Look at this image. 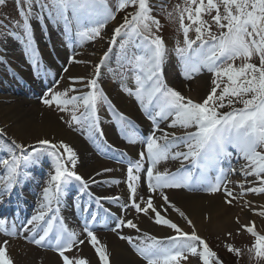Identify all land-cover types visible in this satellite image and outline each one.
I'll list each match as a JSON object with an SVG mask.
<instances>
[{
    "label": "snow or ice",
    "instance_id": "obj_1",
    "mask_svg": "<svg viewBox=\"0 0 264 264\" xmlns=\"http://www.w3.org/2000/svg\"><path fill=\"white\" fill-rule=\"evenodd\" d=\"M5 4L6 0H0V6ZM15 5L20 16L15 27L22 35L8 31L0 36L19 40L34 69L42 65L33 20L37 24H43L45 19L63 24L65 34H73L74 29V35L80 40H103L102 30L108 21L115 19V13L133 9L113 30L107 51L94 65L92 76L68 77L72 85H83L87 91L79 87H68L64 91L50 89L45 94L50 98L42 102L69 112L70 120L65 121L69 127L79 126L97 149L116 153L120 162L127 154L107 144L98 115L101 106L108 107L128 143L144 145L138 158L128 161L126 202H121L119 196L94 195L89 181L76 171L77 153L62 141L55 143L44 139L38 141L40 147H26L12 140L11 144L0 146L7 148L10 154L8 158L0 159V199L10 196L15 187L25 181L28 177L26 169L38 166L45 155L52 159V170L42 189L39 208L22 227L23 231L32 234L25 239L41 248L50 247L59 255L62 264H88L86 259L66 255L87 240L100 264H109L106 246L92 230L96 213L89 212L87 207L81 209L79 203L75 205L90 217L84 222L85 239L70 230L59 215L61 198L76 186L81 197L87 196L94 201L98 208H103L106 218L114 221L113 232L119 234L122 228L141 231L133 219L125 218L129 209L150 218L154 214L156 225L172 230L174 234L163 239L145 232L138 242L130 236L119 235L121 240H127L144 264H187L190 258H197L198 264H223L206 240L198 235L193 222L169 200L164 190L193 191L196 185H201L206 194L222 192L224 202L239 204L241 212L264 217V204L259 205L257 211L252 201L245 198L249 194L264 195V0H184L183 7L176 5L174 11L167 14L168 19L178 21L183 37L182 42L177 41L174 53L184 78L192 79L204 70L211 74L210 89L199 102L185 97L165 82L163 65L169 50L159 34L160 21L152 14L154 5L150 0H118L115 10L107 0H15ZM190 33H194V38ZM117 44L120 67L123 73L130 74L126 78L134 84V87L122 85V91L135 98L152 124L146 137L134 130L128 117L114 108L98 86L101 69ZM67 62L77 61L74 56H69ZM63 71L66 73L69 69L66 67ZM226 107L230 110L221 111ZM165 121L169 122L168 129L179 127L184 134L177 136L174 131L161 129L160 123ZM230 148L235 149L245 162L238 170L241 179L233 188L228 187L233 182L221 167L222 162L233 154ZM169 159L179 161L181 167L176 172L158 170V165ZM185 161L191 168L185 167ZM228 171L237 175L235 168ZM211 172L216 173L214 177H210ZM249 177L253 179L250 181ZM91 182L96 183L94 179ZM110 183L119 184L120 181ZM145 183L146 199L138 190ZM154 193L163 200L165 211L171 208L187 221L192 228L190 233L161 213L160 206L153 203ZM102 201L117 206L121 215L103 207ZM236 225L238 233L247 232L254 238L248 253L264 261V234L257 232L254 221L241 224L237 217ZM2 228L3 221H0ZM5 234L16 235L15 231ZM4 245H0V264H13ZM225 248L229 253L242 255L241 250L231 244H226Z\"/></svg>",
    "mask_w": 264,
    "mask_h": 264
},
{
    "label": "bare ground",
    "instance_id": "obj_2",
    "mask_svg": "<svg viewBox=\"0 0 264 264\" xmlns=\"http://www.w3.org/2000/svg\"><path fill=\"white\" fill-rule=\"evenodd\" d=\"M57 27V26H54ZM60 29L56 28L54 32L46 30L43 31V35L38 36V42L43 43V39H54L55 36L59 35ZM113 29L111 28V31L113 32ZM65 33V32H63ZM109 35V31L107 32ZM109 38V37H108ZM107 43V37L104 38L102 44H97L95 46H87V48L82 52V55H74L76 63L70 64V67L68 68L69 71L65 73V78L67 79L68 83L67 86L69 87H75L76 85H72L69 81L68 77H78L79 74V62L80 59L89 56L88 50H95L97 49V53H94L90 55L89 59H91L92 63L90 66L91 76L94 72V65L99 62L100 57L103 55L102 47H104ZM53 46V50L55 53L54 56L48 58L44 57L45 62L47 65L44 66L42 64L41 69L39 70V76L38 79L34 78L30 72L25 70V61L22 60V58H19L17 55L12 54V58L5 59L3 58L0 63V71L2 69V66L6 65L5 67H8V64H10L13 67H19L17 68V71H15V83L16 84H23L27 88L33 91H35L34 86L36 84H40L41 80L44 78L45 74H48L47 72L51 71L53 74L58 73L61 66L63 67L65 63L68 61V57L72 56L71 53H68V51H62L60 48V44H57V42H53L51 45ZM21 45L19 43H16L13 41V39H6V42H4L3 49L7 53H13L17 49H20ZM173 47L168 48V57L165 60V63L163 65V74L165 79L171 82L173 85V88L178 89L181 92H188L193 91L194 94L191 95V99H196V95H205L207 93V82L209 81V75H207L206 70L202 71L200 74L196 75L198 78L196 81H193L192 79H185L184 75L182 76V72L178 73L180 71H183L180 65V62L176 55L171 51ZM75 48L73 47V52ZM112 56H114L112 58ZM116 59V51L110 54L109 59ZM107 60V61H108ZM9 61V62H7ZM61 61V62H60ZM57 62V63H56ZM59 62V63H58ZM116 71V68H111L107 71L102 70L100 79L98 82V86L101 88H105L107 91V97H109L112 100V105L114 108L120 112L123 113L125 116L128 117V119L132 122V125L135 126L134 129H136V132L142 136L146 137L150 132L151 128L150 126H147L144 121L142 120L141 115L138 113L137 109H135L134 104H132V101H136L134 97H129L126 93L122 91V89L117 88L116 85L112 82L113 78H116L114 74ZM127 76H129L127 74ZM108 82H105V81ZM123 86H129L134 87V84L131 80H128L127 82H124L122 84ZM121 85V86H122ZM122 88V87H121ZM113 90H117L115 93H113ZM21 94V90L14 87V84H11V81L6 78V76L1 75L0 76V122L3 123V125L6 127L7 131L10 132L9 137H14V134L19 135V137H24L27 139H33L40 140V139H49V141L59 143L64 142L67 145H69L76 153L78 158V163L76 165V171L78 174L84 177L85 180L89 181L90 184V191L96 195V196H103L104 192L106 190H113L116 187L120 188V185L122 181H124L125 175L122 176L123 168L118 167L116 165L111 167V170L113 172V178L110 180H118L120 181L119 184H111L108 179H105V176H103L102 172L100 171L98 166H95V163L98 162V158L95 156L94 152H92V149H90L91 145L90 143H86L83 139L84 135L81 134V136L77 133H72L67 131L61 126V123L57 120H54L50 118L48 115H40L36 107L33 109H24V107H27V105H34L35 102L31 100L21 99L19 98V95ZM22 95V94H21ZM137 102V101H136ZM103 121L102 122V129L104 132V137L108 141L109 145H116L117 144V138H115V130L114 125L112 122L108 121L106 118L101 117ZM107 120L106 122L104 121ZM169 122H161L160 127L161 129H165L168 132H173V129H168L167 124ZM2 127V126H0ZM110 127H112V130H110ZM3 128V127H2ZM0 133L3 134L2 130L0 129ZM179 136V135H178ZM0 141L5 139H9L8 136L0 135ZM23 139V138H22ZM87 139V138H86ZM29 142H25L23 145H26ZM93 143V142H92ZM93 145L96 146L94 143ZM138 150L141 152L144 150V145L142 143H135V144H129L126 147V150L124 153L127 154L126 158L123 159L125 162H128L129 160H132L133 158H138ZM233 154L231 157L225 159L228 164L235 161L234 167L237 169V175H233L231 172H229V180L233 183H229L228 187L233 188L234 183L241 179V177L238 174V170L241 165H243L245 162L242 158L236 154L235 149H229ZM3 155V152H0V157ZM43 159H41V162L38 166L29 167L26 169V171L29 173L31 171L36 170L39 173H49L52 170V159L48 156H43ZM173 161V160H172ZM174 167L176 169H179L181 167L179 161H173ZM42 163H44L43 166H46L48 168L47 171H42ZM100 163V162H98ZM186 166V164H185ZM195 171V170H193ZM97 173H101V175H96ZM212 174V175H210ZM215 172L209 173L210 177L215 176ZM228 175V173H227ZM28 178V177H27ZM25 179V181L21 184V190H27L30 188V184L32 185L33 179ZM49 178V177H48ZM95 180L96 183H92V180ZM250 181L253 179L252 177L248 178ZM30 182V183H29ZM252 186V185H249ZM201 185H196L195 190L200 189ZM238 191V189H234ZM166 195H168L169 200H172L169 196V191L164 190ZM141 195L147 198V186L146 183L143 184L141 190ZM13 195H15L16 199H19L26 207V211L22 213V207H19L18 209V220L19 222L13 224L17 225L16 228L12 224L5 226L3 225V228L0 229V245H4V242L7 241V244L4 245L6 248L7 255L9 258L13 261V264H62V260L59 257L58 254H53L51 252H43L37 248L38 246L30 243L28 240L25 239L26 236H31L32 234L30 232H25L22 230V227L24 224H26L27 220L31 218L32 215L35 214L37 209L39 208V204L41 202V194L37 190V187H32L31 191L29 190L26 195L19 192V188L15 187V190L13 191ZM156 198L153 200V203L155 205L160 206L159 210L163 215L166 216V218L171 219L174 223H177L184 231H187L188 226L185 224H182L180 221V218L178 215L174 216L170 213L166 215L165 206L163 204V200L159 198L158 194H153ZM5 197V196H4ZM0 199V213L7 214V213H13L16 211L15 207H12L10 205L6 206L7 203L11 202L12 196ZM119 197H121V202H126L128 195L123 189ZM246 199H249L252 201L253 205L256 207V210L259 211V205L263 204L262 201L258 200L257 196L255 194H249ZM225 198L223 196V193L219 194L216 198L213 196H206L203 193L198 192H186V193H179L176 195V206L182 210L186 216L193 222L195 225V230L198 233V235L201 236V232L203 228H206L207 231H212L218 234H226L229 233L234 227H237L236 225V219L239 217L241 224L248 223L250 221H254L255 227L257 226L255 216L253 213H244L241 212V208L239 204H236L235 202L232 205H229L224 202ZM139 202V201H138ZM76 203H79L81 205V209L83 207H89V212L97 211L103 215L105 213L103 212V208H98L97 205L94 203V201L90 200L87 196L81 197L78 194V190L76 186H72L67 194L61 198V204H60V217L64 220L65 225L72 231H75L80 234V239H85V235L83 236V230L81 228H78L74 222V218L81 217L82 219H90L88 216V213L83 212L81 209H78L75 205ZM103 207H107L110 209L112 213H115L117 216L121 215V210L112 204L105 203L102 201ZM83 205V206H82ZM55 207V205H54ZM13 208V209H11ZM92 208V209H91ZM34 210V212H32ZM30 215V216H29ZM154 214H152L153 216ZM137 216L134 211L133 212H127L126 218L127 219H133L134 223L138 225ZM23 218V221H22ZM99 217H97L98 219ZM139 218V217H138ZM103 219L96 220V222L93 224V226L97 229H103L105 227H109L111 224L110 220H106L103 223ZM13 226V227H11ZM56 227H59L57 224ZM144 232L145 230L141 228ZM140 229V230H141ZM11 233L15 231L16 235H6L5 232ZM156 234L155 236L157 238L163 239L168 235L174 234L172 230H169L168 228L162 226L155 230ZM140 232H137L135 229H129V228H122L119 230V234L117 232H106V233H95L100 241L101 244L106 246V250L109 257L110 264H144V262L141 260L139 256L136 255L135 251L133 250L132 246L127 242V240H121L119 238V235L124 236H130L133 238L134 242H138L137 238L139 236ZM202 237V236H201ZM204 238V237H203ZM67 256L70 258H82L86 259L88 261V264H98L99 258L95 254V250L91 247L90 244L87 243V240H85V243L83 245H80L79 247L74 248L72 251L66 253ZM187 264H193L191 262H187Z\"/></svg>",
    "mask_w": 264,
    "mask_h": 264
},
{
    "label": "rangeland",
    "instance_id": "obj_3",
    "mask_svg": "<svg viewBox=\"0 0 264 264\" xmlns=\"http://www.w3.org/2000/svg\"><path fill=\"white\" fill-rule=\"evenodd\" d=\"M151 1H152V4L154 5L152 14H153V16H155L159 19L160 25H161V31L159 34L165 40L167 48L173 47V49L171 51L174 53V48L176 46L177 41L182 42L183 37H182V34L180 33V31L178 29V21H173V20L168 19L167 14L169 12H173L176 5H180L181 7H183L184 6V0H151ZM107 2L109 4V6L112 7L113 10H115V5L117 4L118 0H107ZM158 4H161V6H159ZM122 12H123V14H125L126 10L122 11ZM128 13L129 12H126V14H128ZM120 14H121L120 12L115 13V15H120ZM125 15L122 17L121 20L120 19H114V20L108 21L105 28L102 30L103 37L104 38L107 37V43L104 47H102L103 52L107 51L108 42H109L111 35L113 33L111 31V28L113 29V27H114V29H115L117 26H119V24L123 22ZM19 22H20V16L18 14L16 5H15V0H6V4L3 6H0V33H6L8 31H16L18 34L22 35V33L20 32V29L15 27V25ZM31 23H32L33 31H34V38L36 41V45H37L38 51L40 53V64L42 63L43 57L50 58V54L53 53V51H54L53 46H50V44L52 45L53 42L54 43L57 42V44H60V46H61L60 49L62 51H66V49H68V47H71L73 45H77L74 52L71 54L72 56H74V55H78V54L82 55V52L87 48V46H95L97 44H102L103 40H104V39L103 40L96 39L93 41L80 40L78 37H76L74 35V30H73V34H70L72 36L71 40H69L70 36L64 35V33H60V35H58V36L56 35L53 40L52 39H46V40L43 39V43H42V41L41 42L37 41V36H40V35L42 36L43 31H45V29L46 30L52 29L54 22H49V21H47V19H45L43 24H37L35 20H33ZM108 31L110 33L109 35L107 34ZM190 36H193V38H194V33H190ZM5 39H13L16 42H18L22 47L20 49H17L13 53H7L3 49V44H4ZM97 49L98 48H96L95 50H91V51L87 49V51L89 52L88 55L90 56L94 53H97L96 52ZM114 51H116V53L120 51L118 44L114 47ZM12 54L17 55L19 58L23 57V60L25 61V65H26V68L28 69V71L31 72V74L33 72L34 77L38 76L39 73H38L37 69H39V68L34 69L32 67L31 62L29 61L28 57L25 56V54H24L23 44L19 40L15 39L14 37L0 36V63H1V60L3 58H10L12 56ZM89 56H85V57L80 59L79 72H78L79 74L77 75L78 77H91L90 66H91L92 61H91V59H89L90 58ZM116 58H117V55H116ZM257 63H258V60H257ZM66 67L67 68L70 67V64H68V62L65 63V65L58 71V73L53 78L48 80L47 85L45 84L42 87L40 86V89L37 91L38 92L37 95L31 94L29 92V90L25 89L24 87L18 86L16 84H15V87L17 89L21 90L22 95L20 94L19 98H21V99L24 98L26 100H31L32 102L33 101L35 102L34 105H30V106L27 105V107H24V109H27V108L33 109L34 107H36V109L38 110L40 115H48L50 118H52L56 121L58 120L61 123V126L64 129H66L67 131L79 134L80 132L83 133V131L81 130V128L79 126L74 125L73 127H69L68 123L65 122V121L70 120L69 112H62L55 105L49 107V106H46L42 102L45 98H50V96L46 97V95H45L46 93L49 92L50 89L52 91H64L66 88L69 87V86H67L68 81L65 78V72L63 71V69ZM112 67L117 68V71H115V73H114V74H116L115 75L116 78H113L112 82L116 85L117 88L122 89L121 85L124 82L131 80L130 78H126V77H129L130 74L123 73V70L120 67V61L118 59H115L114 61H112V59L110 61H107L101 70L107 71ZM10 68H11V70L9 69V67H4L2 69V71H1L2 73H0V75L5 74L6 78L9 79V77L14 73V70H16L12 66ZM17 68L19 69L18 66H17ZM206 73H207V75H209V81L207 82V85H206L207 86V92H208L210 89L211 74L208 72H206ZM127 74L129 76H127ZM197 78H198L197 76H194V78H192V80L196 81ZM189 80H191V79H189ZM13 82H14V79L12 80V83ZM105 82H108V81L106 80ZM165 82L168 86L173 88V85L171 84L170 81H165ZM75 87L81 88L82 91H87L86 89H83V85H76ZM100 89H102L103 93L107 96L106 89L105 88H100ZM175 90L179 91L178 89H175ZM113 91H114L113 93H115L117 90H113ZM179 92L187 98H191V95L194 94L193 91H188L185 93L181 92V91H179ZM72 94L79 95L80 93H70V95H72ZM204 96L201 94L200 95L197 94L196 95L197 98L194 99V101L199 102L202 100V98ZM108 99L111 101V103H113L109 97H108ZM132 104H134L135 109H137L138 113L142 116L145 123L147 125H149L150 128L152 129L151 121L144 115L143 112H141L138 102L132 101ZM98 114H104V116H107L109 118V122L112 121V124L115 126L114 127V130H115L114 136H115V138H117V141H118L117 145H116V149L119 152L123 153L125 150V147L128 146L130 143H128L123 138L122 133H120V134L118 133L117 130L119 129V126L113 120L111 113H110V110L108 109L107 106H101L98 109ZM77 115H79V112H77ZM104 121L106 122L105 119H104ZM0 126L3 127V128L0 127V129L2 130L4 136L9 137V135H12V134H10V132L7 131L6 127L3 125L2 122H0ZM110 130H112V127H110ZM190 130L194 131V129H190ZM173 131L176 133L177 136L178 135L181 136L184 134V130L180 129L179 127L176 129H173ZM160 134L161 133H157V135H160ZM12 140H15L16 143H20V144H24L25 142H29L25 145L26 147L27 146L40 147V145L38 144V141L44 140V139L32 141L33 139H27L24 137L20 138L19 135L14 134V137H11V138L9 137V139H5V141L1 140L0 146H3L5 144H11ZM84 140H85V142H88L87 139H84ZM0 150L5 151V153H4V155H2L1 159L9 157L10 154L7 151V148L0 147ZM98 153H97V151L95 152V154H97V156H98ZM139 153H140V151L138 150V154ZM114 157H116V156H114V155L103 156L102 155V156L98 157V159H99L98 162H100V163H98V162L95 163V166H98L99 169H101L100 171L102 172L103 176H105L106 178H112L113 177L112 170L107 171V172L104 171L105 169H111V167L113 165H117L118 167L123 165V168L127 169L128 164L121 163L119 161V159L115 160ZM132 160H135V158H133ZM184 163H188V162L185 161ZM173 164H174V162L171 159H169L166 162H161L158 165V170H160L162 172L164 170H168L169 172H176L178 169H176ZM186 168H190V165ZM48 174H49V172L47 173L46 177L42 180V183L43 182L44 183L43 184L41 183V185H39V187H38V190L40 193H42V189L45 186V182L47 181ZM126 187H127V183H126V181H123L120 185V188L116 187L113 190H106L104 192L103 196H119L120 192L123 189L125 190ZM138 190L140 191L141 188ZM165 190L169 191V193H170L169 196L172 199L170 201L173 204H175V206H176V203H175L176 195L179 194L180 192L181 193L198 192V193H203L206 196H213L214 198H216L219 194H221V193L206 194L205 192H203L200 189L193 190V191H189L187 189H165ZM125 192L127 193V190H125ZM127 195H128V193H127ZM257 198H258V200L262 201L264 204V195H259V196H257ZM104 202L108 203L107 201H104ZM128 211L133 212V210H131V209H129ZM166 211H167L166 215L168 213H170L174 216H176V215L179 216V214L177 212L173 211L171 208H168ZM254 216H255L256 223H257V226H256L257 232L259 234H264V217H260V216L255 215V214H254ZM179 218H180V221L182 222V224H185L188 226V229L186 232L190 233L192 231V228L189 227L187 221H185L180 216H179ZM136 222L138 223L139 229L143 228L145 230L143 232L141 229L138 238H141L145 232H147L149 235L155 236V234H156L155 230L158 229L159 227H162V226H158L154 223V215L150 218V216L139 214V216H137ZM81 228H84V227H81ZM93 231H94V233H98V234L102 233V232H97V230H93ZM230 232L232 233L231 236H229L228 233L218 234V233H215L212 231H207L206 228H203L202 232H201V236H202V238L204 237V239L206 241H208L210 248L214 252L217 253L218 257L223 261V264H264V261L257 260L254 257V255H250L247 251L248 248L251 247V245L254 241V238L250 234H248L247 232H243V231L238 233L237 227H234ZM138 238H137V241H138ZM226 244H231L233 247L240 249L242 252V255L237 256L234 253H229L225 248ZM44 249L48 252L53 251L50 247H44ZM189 262H191L193 264H198V259L197 258H190ZM98 264H100V261L98 262ZM109 264H110V262H109Z\"/></svg>",
    "mask_w": 264,
    "mask_h": 264
}]
</instances>
